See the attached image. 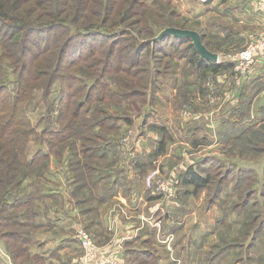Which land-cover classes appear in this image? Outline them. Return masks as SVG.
<instances>
[{"label":"trees","instance_id":"1","mask_svg":"<svg viewBox=\"0 0 264 264\" xmlns=\"http://www.w3.org/2000/svg\"><path fill=\"white\" fill-rule=\"evenodd\" d=\"M121 1L0 0V241L11 264H46L43 256H30L27 249L33 237L26 229H37L34 210L38 189L31 183L32 179L36 176L44 179L52 158L60 161L66 150L68 157L64 161L71 173L72 185L78 187L76 191L97 185L100 175L91 164L106 160L116 146L114 137L121 127L131 126L129 110L131 102L135 103L132 99L144 98L148 93L151 102L158 92L157 80L147 76L149 66L160 76L152 68L154 54L160 53L172 61L184 59L202 76L232 70L227 64L200 59L189 39L172 35L157 39L166 29H179L164 20L176 13H169L166 8L164 12L168 15L163 17L159 8L161 16L155 15L160 28L153 33L142 28L150 16L146 11L139 12L142 6L138 1L132 0L126 10L118 9ZM134 18H138L134 23H141V29L127 31ZM144 52L151 56V63L143 62ZM54 84L58 85V128L38 132L28 118L26 105L36 91H40L41 100L49 104ZM262 89L264 82L258 86L247 84L240 89L239 107L244 103L242 98L253 99ZM250 90L255 92L252 98L248 96ZM233 115V123L227 118L221 124L218 135L221 140L234 138L237 141L245 139L247 134L251 140H257L258 134L264 133L263 129L248 133L251 130L248 124L252 122L248 121L249 116L237 110ZM148 128L159 132L161 138L155 150L142 157L143 166H150L151 161L164 152L168 138L164 128ZM32 139L42 145L28 157L27 147ZM213 161L207 158L185 169L179 178L178 197L198 196L214 185L213 196L206 203L209 208L219 200V194L230 181L235 179L233 189L239 195L243 183L252 181L246 180L245 171L233 178L232 172L227 170L213 184L219 176L218 163ZM247 189L244 198L231 211L245 215L242 234L249 240L248 246L253 247L264 237V202L260 205L251 200L253 191L249 186ZM240 243L233 240L224 249H236ZM134 255L138 264H157L153 256L144 262L147 253L139 251ZM0 264L8 263L0 258Z\"/></svg>","mask_w":264,"mask_h":264},{"label":"crops","instance_id":"2","mask_svg":"<svg viewBox=\"0 0 264 264\" xmlns=\"http://www.w3.org/2000/svg\"><path fill=\"white\" fill-rule=\"evenodd\" d=\"M170 1L175 4L178 15H188L194 21V29H179L199 34L206 50L217 57L215 64H226L221 52L238 49L257 33L264 32V2L259 0H212L206 5L196 0ZM177 63L174 84L163 80L158 104L147 121L148 126L166 129L169 136H172L169 130L175 126L168 110L170 99L179 87L188 83L184 74L192 73L184 60ZM179 72L183 75L181 79ZM260 82H264V52L256 56L253 73L245 85L258 86ZM190 87L193 86L190 84ZM254 103L264 110V89L257 93ZM198 114L194 117L202 116ZM160 138L161 135L151 134L153 143L157 144ZM153 151L154 148L143 150L137 145L128 156L130 159L100 165L97 169L100 180L89 190L84 187L76 191L66 161L51 162L46 179L40 178L45 187L37 188L34 220L37 232L29 252L43 256L46 264H79L78 254L82 252L75 239V229L83 226L103 256L110 255L118 264H130V261L138 264L134 253L139 251L148 254L144 262L153 256L157 264H216L215 256L209 259L211 249L216 248V242L210 245L209 238L221 221L214 215L215 207H201V197L193 195H177L175 206L172 200L149 192L139 166L142 157ZM111 156L112 152L107 159ZM163 156L156 157L150 165L155 163L160 168L158 164ZM175 168L169 170L172 172ZM110 221L114 224V233L107 229Z\"/></svg>","mask_w":264,"mask_h":264},{"label":"rangeland","instance_id":"3","mask_svg":"<svg viewBox=\"0 0 264 264\" xmlns=\"http://www.w3.org/2000/svg\"><path fill=\"white\" fill-rule=\"evenodd\" d=\"M131 1L132 0H122L119 4L118 9H129L128 3H131ZM137 1L139 3V6H142V9L141 7L140 9H138L139 12L146 11L150 18L148 21L146 20L147 23L144 26H142L141 23L135 25L136 23L134 22H136L138 18H134L131 21V26H129V28H126L127 31H129L130 29L136 32L141 29L142 26V28L146 31L157 33L160 27L158 26L159 22L155 14L157 13L161 16L162 13L163 17H167L168 12H164L166 8L168 9L169 13H176L173 17H171V19H164L172 23L174 27H179L182 29L195 28L193 25L194 21L191 20L188 15H183L181 17L177 14L175 4H172L170 0ZM159 8H162L161 13L159 12ZM124 26L126 27L128 25ZM261 34H264V32L259 34L257 33L255 36L252 35L253 37H251L249 41ZM231 40L232 39H229L230 42ZM246 45L247 43L238 49L236 47V49L233 50L232 48L231 50H229V52H221L220 55L222 56V58H224L225 63L228 66H232V70L230 73L227 72L230 71L231 68L228 71L225 70L224 74L211 75L209 73L202 76L198 74L199 72H197L194 67H192L183 59L186 65L191 67L190 68L186 66V68H190V72L192 73L184 74L185 80L187 77L188 83L186 82L185 84H183V86L179 87L177 89V94L175 93V96L173 95L170 99V107H168V110L170 115L172 116L175 126H173L169 130L172 133V136H169L168 131L164 129V133L168 138L166 140L164 152L159 155H164L162 161L158 164L160 168H157L155 163H152V165L150 166H139V168L141 169L140 171H142L141 173L144 177V182L150 172H155V170L158 171L157 180L165 181L168 184V188L175 191V196L173 199H171L172 202L176 204L175 206L178 205V203L176 202V190L179 187V178L188 167L187 164L191 161L196 160V162H201L202 160H206L208 158L209 160H214V163H218L219 176L216 178V180H214L213 184L218 181L220 176L227 170H230V172H232V174L234 175H232L233 178H235L240 171L247 172L248 176L245 177L246 180L248 178L252 181H250L249 183L245 181L243 183V187L241 189L242 193L240 195L233 189L235 185L234 179L233 181H230L229 185L226 188H224L222 194H219V200L212 206L216 209L214 213V215H217L216 218H218V220H224H222V224L216 225V233L211 234L209 238L210 245L212 242H216V248L211 249L209 256V259H212L211 257L215 256L214 259H216V264H235V262H237V264H264V237L256 241L253 247H251L250 245L248 246L249 240L247 239L245 234H242L241 228L245 220V215L243 213H240L239 211L237 212L241 215H236L231 211L232 207L236 204H239L240 201L244 198L245 193L248 191L247 186H249V188L253 191L251 193V200L258 202V204L260 205H262L264 202V133L258 134L259 138L257 140H251L250 134H247L246 137L244 136L247 141L245 139H239L235 141L234 138L226 140L224 138H222V140L220 137L218 138L221 124L227 118L230 123L234 122V110H237L240 113L249 116V120H247L249 122H252L248 124L249 127L247 128L251 129L248 130V133L261 129L264 130V110H262V108L260 109V107H258L257 104L254 103L255 97L253 99H250L248 97L242 98L241 100H243L245 104L241 103L240 107L238 103V97L240 93L239 90H243V88L246 87L245 83L247 80L241 82L237 79L236 75L233 72V61L237 57L238 53L242 49H244ZM180 48H184V46H180ZM142 56H144L143 62L149 61L151 63V56L147 52H144ZM153 57V62L155 63L154 66L152 65V68H155L156 72L160 73V76H157L151 69V66H149L150 72L147 74V76L150 77V80H157L159 88L158 92L154 96V100L150 102L148 93L144 98L140 97L137 99H132L135 103L133 104L131 102V108L129 110V115H131L132 120L131 126L126 127L123 125L121 127V131L119 132V134L114 137V140H116V146L112 151V156L111 158H109L110 160L107 159L104 161H94L91 164L94 168L97 167V169H99L100 165L102 164H115L121 158L122 160H124L125 158L130 159V157L128 156L131 155L132 152H128L130 148V142L127 141L128 136L131 138V149L134 148V146L138 145L139 148H142L143 150H151L153 148L155 150L156 143L155 141L153 143L151 134H156L159 136L160 134H158L159 132L157 131L150 130L148 128L147 121L149 117H152V115L154 114V108H156L158 104V95L161 89L164 88L162 84L163 80H169L171 84H174L172 79H175L176 77L175 72L178 69V63L176 60H167L168 58H165L160 53L154 54ZM178 75L180 76L179 79H181L183 76L180 72ZM190 84L193 87H190ZM57 91L58 85L54 84L52 87L49 104H45L41 100V92L36 91L32 100L26 105L28 118L38 132L46 131V128L51 130H56L58 128V126L56 125V113L58 110L56 104L58 95ZM254 93L255 92H252V90H250L248 96H251L252 98V96L255 95ZM248 101L249 104L246 105ZM162 108L167 111L166 106ZM124 109H126V107H124ZM109 111L112 112L113 109H110ZM159 111H162V109H160ZM147 113H149V115ZM197 114L202 116L194 117ZM146 115H148V119L144 121V117ZM223 115H226L224 119L222 117ZM183 126H185V128H183ZM124 140H126L127 144L123 147L121 146V144ZM41 145V143L39 144L37 141L32 139L27 147L28 157H31ZM126 151L127 155L125 154ZM121 152H123V155H121ZM63 155L64 156L60 161H56L52 158L51 162H63L68 157V152L65 150ZM193 164L191 166H193ZM49 165L50 164H48L47 167L48 169ZM173 167L176 168L171 172L169 169ZM200 174L203 176L202 173ZM44 179H46V176H44ZM31 183L33 184V186L34 184H38L37 186H35L37 188L45 187L42 180H40V178H38L37 176L32 179ZM28 187L31 188L32 186L28 185ZM145 188L149 192L153 193V190L148 188L146 183ZM213 190L214 185L198 194L197 197H201L202 199L201 207H206V203L213 196ZM75 192L76 191H74L73 195L75 194ZM78 196H80V194L75 197ZM34 212L36 213V210H34ZM109 214H111L112 218L114 217L110 210ZM79 227L83 228V226H78L76 228ZM107 229L109 232L114 231V224L111 223V221ZM26 231L33 237L36 234L37 229L31 230L27 228ZM219 232L221 237L219 235ZM90 238L95 243L91 235ZM231 240H237L238 243H241L238 244L239 246H237L236 249H232L231 247L224 249L230 244V242H232ZM95 245L97 246L98 244ZM0 249L5 254L8 264H11L4 243L1 241ZM28 253L30 256L36 255L29 252V249ZM80 254H78V260L80 259Z\"/></svg>","mask_w":264,"mask_h":264},{"label":"built area","instance_id":"4","mask_svg":"<svg viewBox=\"0 0 264 264\" xmlns=\"http://www.w3.org/2000/svg\"><path fill=\"white\" fill-rule=\"evenodd\" d=\"M211 1L212 0H197V2L201 5H206ZM259 1L264 2V0ZM259 52H264V34H261L249 41L245 48L238 53L237 57L233 61V72L239 81L243 82L251 77L255 66L256 56ZM127 141L130 142L128 152L131 153L133 148L131 149V138L129 136L127 137ZM126 144L127 142L124 140L122 141L121 146L124 147ZM125 154L127 155V151ZM157 174V170H155V172H150L145 180V183L148 188L153 190L152 192L155 196H159L167 201H170L174 198L175 191L173 189L170 190L165 181H158ZM75 239L82 252L79 264H118L117 260L110 255L103 256L101 249L95 245L85 229L81 227L76 228ZM0 258L6 260V256L1 249Z\"/></svg>","mask_w":264,"mask_h":264},{"label":"water","instance_id":"5","mask_svg":"<svg viewBox=\"0 0 264 264\" xmlns=\"http://www.w3.org/2000/svg\"><path fill=\"white\" fill-rule=\"evenodd\" d=\"M168 35H172V36L179 37V38H186V39L191 40L192 45H193L195 51L198 53L200 59L207 60L211 63L217 62V57L214 54H212L206 50V48L202 44V41H201L199 34H197L196 32L189 31V30H180V29L169 28V29L164 30L158 36L157 39L162 38L163 36H168Z\"/></svg>","mask_w":264,"mask_h":264}]
</instances>
